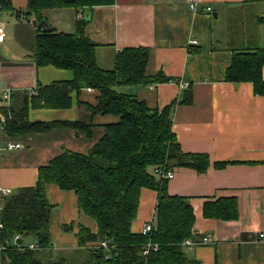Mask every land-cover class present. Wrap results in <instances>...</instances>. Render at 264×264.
<instances>
[{
  "label": "crops",
  "instance_id": "crops-1",
  "mask_svg": "<svg viewBox=\"0 0 264 264\" xmlns=\"http://www.w3.org/2000/svg\"><path fill=\"white\" fill-rule=\"evenodd\" d=\"M0 2V23L5 33L0 42V87L10 88L13 96L18 92L30 94L39 83L71 79L69 69L35 65L37 31L33 16L26 14L27 0ZM190 3H195V11ZM205 6L211 7L210 13L202 12ZM83 13H89L85 31L97 43L99 67L112 69L114 56L123 47L151 49L147 74L162 71L172 79L150 85H117L115 89L134 95L150 109L175 102L172 130L181 149L209 156L210 164L204 172L174 167V175L166 183L169 194L189 198L195 216L190 238H209L208 244L184 247L185 253L199 264H264V238L258 237L264 231V96L255 94L248 81L225 79L233 48L264 47V23L257 22L258 16L264 17V0H115L113 4L83 8ZM41 14L56 31H74V7L47 8ZM187 92L191 93V102H180ZM71 94L68 108L29 109V120L85 118L87 111L78 102L95 104L99 95L92 88L73 90ZM10 102L11 97L6 101L0 96V107ZM117 120L115 115L95 114L90 135L70 127H55L44 133L11 137L0 129V186L12 191L33 186L40 166L65 149L87 152L102 137L104 125ZM8 141L20 143L21 148L6 149ZM216 162L228 163L217 169ZM153 173L156 179L161 177ZM46 191L53 204L48 226L51 246L38 252L44 261H58L79 249L76 233L80 226L92 232L97 226L93 218L79 210L72 191L53 184ZM220 197H235L234 219L204 216V202ZM156 203L157 191L143 188L131 223L133 232L154 222Z\"/></svg>",
  "mask_w": 264,
  "mask_h": 264
},
{
  "label": "trees",
  "instance_id": "trees-1",
  "mask_svg": "<svg viewBox=\"0 0 264 264\" xmlns=\"http://www.w3.org/2000/svg\"><path fill=\"white\" fill-rule=\"evenodd\" d=\"M115 0H27L26 14L36 21L45 20L43 9L83 8L113 4ZM46 21V20H45ZM88 20L85 14L77 17L73 32L36 29L35 65H52L69 69L73 77L48 84H37L35 91L18 92L12 102L1 106L4 117L2 130L8 136L26 133H44L55 127H70L77 133L90 135L95 114H111L118 120L104 125L102 137L85 153L65 149L38 169L33 186L19 187L0 199V243L8 242L0 252V264H199L189 257L182 242L192 235L195 220L189 198L167 192V179H156L157 173L174 167H188L198 173L210 164L205 153L184 152L172 130L171 112L175 102L161 109H150L134 95L123 94L117 85H150L170 81L158 71L147 74L146 67L151 49L129 46L119 49L114 56L112 69L98 66L95 58L97 43L86 34ZM264 23V17H257ZM233 36V25L230 23ZM264 47L253 45L232 49L225 79L231 82L248 81L257 95L264 96ZM82 88L98 91L95 104L78 102L86 117L74 121H31L29 109H65L71 105L72 91ZM191 102L187 92L180 100ZM228 162H216L217 169ZM56 185L72 191L77 197L79 210L95 220L97 231L80 226L76 237L79 249L58 261H44L40 249L50 247L48 239L49 214L53 204L47 198L46 188ZM143 188L157 191L154 229L149 234L135 233L131 223L135 219L139 195ZM206 217L234 219L237 216L235 197L206 200L203 205ZM66 228V227H64ZM20 234L22 241L29 236L39 249H17L11 242ZM105 240L107 247L93 243ZM151 241L147 254L143 251Z\"/></svg>",
  "mask_w": 264,
  "mask_h": 264
},
{
  "label": "built area",
  "instance_id": "built-area-1",
  "mask_svg": "<svg viewBox=\"0 0 264 264\" xmlns=\"http://www.w3.org/2000/svg\"><path fill=\"white\" fill-rule=\"evenodd\" d=\"M0 6H1V2H0ZM189 7L193 11L196 10L195 3H190ZM202 12L210 13L211 12V7L210 6H205L204 8H202ZM82 16H84L83 10H80L79 12H77V17L80 18ZM4 37H5L4 26L0 23V42L3 41ZM190 43L191 44H197V41L196 40H190ZM34 91H35V89L31 93H33ZM0 96H1V98L3 100H6V101L10 100L11 89L10 88H2V87H0ZM3 120H4V117L0 113V129H2V124L1 123H2ZM18 148H21V144L18 143V142L8 141L6 143V149H8V150L18 149ZM157 173L160 174L161 177L166 178V179H171L173 177V175H174L173 170H167L165 172L158 171ZM11 193H12V189L11 188H9V187H1L0 186V199L3 196H7V195H9ZM0 228H2L1 224H0ZM153 229H154V222L151 221V222L145 223L143 225V227H142L140 232L142 234L146 235V234H149L150 231H152ZM258 237L259 238H264V231L260 232L258 234ZM11 242L17 249H29V250H37V249H39L38 244H36V242H34V241H22V236L20 234L14 235L12 237V239H11ZM208 242H209V238L207 236H203L199 240H193L192 238H187V239H185L182 242V245L184 247L191 248V247L198 246V245L208 244ZM7 244H8V242L0 243V252L4 251L7 248ZM94 246H102V247L106 248L107 247V243H106L105 240H101L99 242H96L94 244ZM151 248L155 249V245H153V243L151 241H148L146 243V247H145L143 253L147 254L148 251Z\"/></svg>",
  "mask_w": 264,
  "mask_h": 264
},
{
  "label": "water",
  "instance_id": "water-1",
  "mask_svg": "<svg viewBox=\"0 0 264 264\" xmlns=\"http://www.w3.org/2000/svg\"><path fill=\"white\" fill-rule=\"evenodd\" d=\"M85 18L88 20L89 19V13L86 14ZM32 25L36 28V29H40V30H44L47 29L49 30V27H46L47 23L45 20H41V21H36L35 19L32 20Z\"/></svg>",
  "mask_w": 264,
  "mask_h": 264
},
{
  "label": "rangeland",
  "instance_id": "rangeland-1",
  "mask_svg": "<svg viewBox=\"0 0 264 264\" xmlns=\"http://www.w3.org/2000/svg\"><path fill=\"white\" fill-rule=\"evenodd\" d=\"M5 39H6V41H5V44H6V43L8 42V41H7V37H6ZM173 172H174V171H173ZM26 240L32 241L33 239H32V237L29 236L28 238H26ZM54 255H55V251H54Z\"/></svg>",
  "mask_w": 264,
  "mask_h": 264
}]
</instances>
